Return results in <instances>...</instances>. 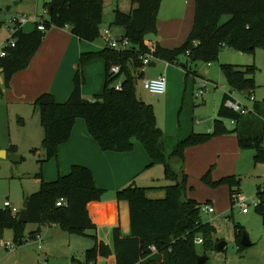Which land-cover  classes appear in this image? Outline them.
Masks as SVG:
<instances>
[{"label":"trees","instance_id":"trees-1","mask_svg":"<svg viewBox=\"0 0 264 264\" xmlns=\"http://www.w3.org/2000/svg\"><path fill=\"white\" fill-rule=\"evenodd\" d=\"M137 6L129 13L117 9L113 24L125 30L130 41L126 50H115L105 46L99 52L81 55L74 89L69 98L59 102L50 92L41 94L35 101L44 129L42 146L45 152L40 164L58 156L59 146L67 142L77 118L86 120L89 133L96 139L102 150L129 152L134 150L133 138L138 139L151 157V164L162 163L165 177L170 183L165 187L167 195L162 199H151L147 188L134 180L116 191L117 200H126L130 206L131 233L124 235L120 225L113 229V245L90 235L95 243L86 250V263L97 264L99 257L112 258L111 264H198L196 238L201 237L205 245H214L216 228L201 218L202 204L186 195L188 176L180 172L184 168L186 149L208 143L216 136L236 134L242 149L255 150V162L264 163V120L261 105L254 101L253 111L241 114L226 105L231 92L250 91L256 87L255 64L239 66L221 64V71L230 86L218 109L217 117L210 132H190L179 139L170 152L164 143V131L157 124L152 104L138 95L137 82L142 77V55L150 51V33L157 32V20L162 0H132ZM52 6L51 11L48 10ZM48 18L43 20L46 30L36 28L25 32L22 27L12 35L16 45L9 48L7 56L0 58L5 85H10L13 75L26 69L41 47L47 30L52 27H70L81 40L94 42L102 33L100 25L104 15V0H50L46 4ZM224 17H229L223 20ZM2 22L0 21V28ZM230 47L254 55L256 48H264V0H195V16L192 30L185 42L175 48L156 44L154 56L171 64H185L186 78L192 73L193 65L204 61L211 63L219 58L223 47ZM181 56L184 61L181 62ZM96 57L106 62V84L103 93L88 100L83 97L82 87L86 82L84 66ZM119 65L121 72L111 73L112 65ZM123 80L122 90L112 84ZM250 115V116H249ZM225 119L235 122L228 128ZM13 150H16L14 148ZM37 151L36 149L34 150ZM173 161H178L174 164ZM38 191L28 196V221L21 222L19 215L9 209L0 208V242L5 228H11L15 240L24 238L26 225L39 226L30 232L31 237L40 233L42 226L57 225L61 230L75 234H87L97 229L92 208L105 193L96 185L93 171L84 165L74 164L69 173L53 181H46L43 172ZM203 180L217 186L230 185L232 200L233 185L239 184L235 176L214 181L211 170ZM261 184L257 187L260 196ZM66 198L67 205L58 206L60 198ZM233 204V202H232ZM264 216V204L256 208ZM236 241L243 247L241 239L247 233L240 224L235 225ZM156 247V251L151 249Z\"/></svg>","mask_w":264,"mask_h":264},{"label":"crops","instance_id":"crops-1","mask_svg":"<svg viewBox=\"0 0 264 264\" xmlns=\"http://www.w3.org/2000/svg\"><path fill=\"white\" fill-rule=\"evenodd\" d=\"M191 1L195 2V0L162 1L157 20V32H155V37H148L151 43L159 44L165 48H175L178 45H171V42L182 40V43L188 38L193 27L194 18L190 10ZM113 2L114 0H104V10L107 5L111 8ZM136 6L132 2L130 12ZM163 9H165L164 13L162 12ZM193 10V16H195V7H193ZM115 11L116 9L113 10V13ZM22 28L25 32H31L36 28V25L35 27H27L24 24ZM123 31L125 32L124 29ZM105 46L104 40L100 44L97 40L94 42L81 40L72 33L68 26L52 27L47 30L45 39L30 65L26 69L15 73L8 87L5 85L4 75L0 69V125L3 124L0 126V135L4 134L7 137L5 134L7 129L12 127V124L15 122L14 126L17 129H23L28 146L30 149L33 148L34 151V148L40 142H43L44 138L40 113L34 105L36 99L41 94L50 92L59 102L66 101L74 89V79L81 55L99 52ZM253 56L255 57V55L247 54L245 62L250 63ZM208 65L211 66L212 64L208 63ZM148 66L157 68L158 70L154 74L148 75L146 69L142 75L143 79L155 78L161 74H165L167 71H171L176 75L179 73L180 76L182 75L181 72L170 65H166L165 68L158 67L156 59L152 60ZM180 66L185 69L182 64ZM83 71L86 78V82L82 87L83 97L91 100L95 95L101 94L104 91L107 76L106 62L102 57H96L85 64ZM201 80L209 81V79L203 77L202 79H197L200 82L199 88L201 87ZM175 85L177 86L176 90ZM248 91L244 93L250 94V91ZM165 94V112L162 117L156 116V118L158 126L164 131V143L167 152H170L179 139H182L192 131H197H195L192 123L191 125L188 123L185 128H182L181 112L185 108L186 95L181 94L178 84L173 83V81H170L169 84L168 81V88ZM216 101L217 98L213 103L210 122L211 120L214 122L217 117L218 109L223 99L221 103H217ZM13 118L15 121H13ZM213 122L212 124L210 123L211 126L208 125L206 127V129L208 128L206 131L200 132L212 131ZM27 134L31 135V140H29ZM173 140L176 143L171 145L170 142ZM133 142L135 145L134 150L129 152L104 151L96 139L89 133L86 120L77 118L70 139L59 146L58 156L42 165L40 164L46 181H53L60 175L69 173L74 164L87 166L93 171L96 185L105 190L102 200L92 208V214L97 225L95 231H97L96 234L99 239L110 245H113V242L109 239V233L111 237V231L113 232L116 226L120 225L124 235L131 233L129 203L126 200H117L116 191L134 180L138 185L147 188L146 195L149 198L162 199L166 197L167 190L165 187L170 183L168 180H166V184L156 183L157 172H149L153 166L151 164V157L138 139L133 138ZM14 148L16 150H13ZM36 150V152H40L39 148H36ZM17 152L20 153L22 161L24 159L22 155L24 152L23 145L15 141L12 143L10 140L0 142V154L2 156L8 157L11 153ZM243 153L236 134L216 136L206 144L186 149L184 172L188 177L202 175L206 172L211 160H220V156H225L229 157L228 160L230 162L233 161V158L240 161L243 158ZM232 172L234 173L235 171ZM38 180L40 182V178ZM37 228L39 226H36L33 230ZM102 229L108 232L107 239L102 236ZM111 262L112 258L107 259V264H111Z\"/></svg>","mask_w":264,"mask_h":264},{"label":"rangeland","instance_id":"rangeland-1","mask_svg":"<svg viewBox=\"0 0 264 264\" xmlns=\"http://www.w3.org/2000/svg\"><path fill=\"white\" fill-rule=\"evenodd\" d=\"M49 1L50 0H0V21L2 22L0 28V43L11 35L12 20L15 16L27 15L30 19H34L37 15L39 20L47 19L48 14L45 13V10L46 4L49 3ZM131 7L132 0H114L111 8H109L108 5L105 6L106 9L104 10L103 21L100 25L102 35L104 29L109 28L111 30V37L122 39L125 32L123 31V27L112 23L114 20L113 10L119 9L122 12L129 13ZM193 7H195V2L193 3L191 1L190 10L192 11V17H194ZM164 10L165 9H163L162 12ZM228 18L229 17H224L223 20L225 21ZM25 25L27 27H35L36 24L34 21H30ZM148 37H155V33H150ZM102 40L100 35L97 42L100 44ZM185 40L182 43V40H179V42L173 41L171 45L180 46ZM254 55L255 57L253 56L251 58V62L246 63V53L225 46L221 49L219 58L211 62V66L204 61L199 62L197 65H193V70L196 69L198 73L197 75L191 73L188 78H186L187 72L183 67L170 64L172 68H176L181 72L182 77L180 73L176 75L171 71H167L165 74L169 84L170 81L178 84L181 94L186 95L185 108L181 112L182 128H185L188 123L190 125L192 123L195 131L200 132L206 131L208 125L211 126L213 121L211 120L210 122L209 119L212 115L214 100L217 98L216 102L221 103L225 92H230V86L225 75L221 71V64L224 63L243 66L255 64L257 70L255 74L256 87L254 93L250 96L244 92L234 91L231 92V96L249 108L253 107L254 100L252 96H254L256 101L261 105V114L257 118L261 121L264 120V48H256ZM156 60L158 67L165 68V61L163 62V60L160 59ZM183 61L184 56H181V62ZM157 70V68L148 66L147 74H154ZM202 77L209 79L210 83L205 96L199 98L196 97V92L200 86V82L197 81V79H202ZM143 80V77L138 79V95L144 101L153 105L156 116L160 118L165 112L164 101L166 94H154L145 90L142 85ZM176 89L177 86L175 85V90ZM10 109L12 114V106ZM13 121H15L14 118ZM224 121L228 128L232 129L236 125L231 119H225ZM14 123L12 127L7 129L5 133L7 137H5L4 134L0 135V142L10 140L12 143L15 141L23 145L24 152L22 155L24 159L16 162L11 156L4 157L0 154V208H5L4 202L9 199L21 210L26 198L40 188L39 178H36V174L42 171L39 160L44 158L45 152L42 142L34 148H39L40 152H34L33 148L30 149L25 132L23 129H17ZM27 137L31 140L30 134H27ZM170 143L174 145L176 141L173 140ZM243 152V158L240 161L233 158V161L230 162L228 160L229 157L225 156H220V160H211L205 173L211 170V177L214 181L221 180L223 177L235 176L239 178L240 183H235L232 186L233 190L235 192L241 191V193L248 198L255 197L258 199L257 187L259 184H264V163L255 162L254 149H243ZM177 162L178 161H173L174 164H177ZM149 172H157L156 183H167L165 169L162 163L153 165ZM204 174L188 177L186 195L188 198L196 199L202 204L201 218L203 222H209L215 226L216 234L214 236V245L217 239L227 244V248L223 251L214 249L211 244H197L198 254L200 256L204 254L208 256V260L204 264H264L263 214L260 213L252 203L246 212H242L240 206L232 204L230 185L223 183L212 186L203 180ZM208 203L214 205L216 210L214 213L203 211V206ZM249 211L250 213H248ZM236 224H240L244 227L252 242L250 246L240 247L237 243L235 231ZM36 226L38 227V225L33 223L26 225L24 238L21 239L23 241L22 244H20L21 240H15L13 229L5 228L3 239L0 242V264H87L86 250L91 248L95 243L90 235L97 233V231H88L87 234H72L68 231L61 230L54 224L42 226L40 233H42L43 240L41 242V247H39L40 244L37 237L30 236V232L35 229ZM101 233L102 236L107 239L108 232L102 229ZM109 239L113 242L112 231L111 237L109 233ZM97 264H107L106 257H99Z\"/></svg>","mask_w":264,"mask_h":264},{"label":"built area","instance_id":"built-area-1","mask_svg":"<svg viewBox=\"0 0 264 264\" xmlns=\"http://www.w3.org/2000/svg\"><path fill=\"white\" fill-rule=\"evenodd\" d=\"M47 11L48 10L46 8L45 13H47ZM30 20H33L35 22L38 29H40L42 31L46 30V26H45L43 20H39L37 18V15L34 19H30L29 16H27V15L15 16L12 20V25H11V30H10L11 35L9 36V38H6L5 40H3L0 43V58L8 55L9 48L15 47L16 42H15L14 38L12 37L13 33L15 31H17L20 27H22L24 24L28 23ZM102 38L105 41L106 46L113 48L115 50H126L130 47V41L128 38L123 37L122 39H115V38L111 37L110 29L104 30ZM155 48H156V44L150 43V51H148L146 54L142 55V57H141L142 66L140 68V72H142L143 74L145 73L148 65L152 62V60L157 59L154 56ZM165 63L167 66L171 64L168 61H165ZM120 72H121V67L119 65H117V64L112 65L111 73H113L114 75H117ZM209 83L210 82L207 80H201V87L196 92V97L203 98L205 96ZM112 86L116 90H122L123 80L118 79L116 82H114L112 84ZM143 87L147 91L154 93V94H165L167 92V88H168V81H167L166 74H161L155 78H144ZM252 99L254 100L255 97L252 96ZM226 105L228 107L232 108L233 110L240 112L241 114H247V113L253 111L252 108L247 107L246 105L242 104L240 101L236 100L232 96H231V98H229L226 101ZM260 192H261L260 196L257 195L259 197L257 199L255 197L248 198L244 194H242L241 191H238V192L234 191L232 193L233 205L236 204V205L240 206L242 212H246L249 209L251 203L254 204L257 208L260 204H262V203L264 204V184H261ZM57 205L58 206L67 205L66 198H63V197L60 198L57 202ZM4 207L6 209H9L14 215H19V213H20V209L17 206H15L9 199L4 202ZM203 211L207 212V213H214L216 210L212 204L208 203V204L203 206ZM36 237H37V240L40 244L39 247H41V242L43 240L42 234L39 233V234H37ZM196 243H198V244L204 243L203 238H201V237L196 238ZM151 249L153 251H156L155 246H152Z\"/></svg>","mask_w":264,"mask_h":264},{"label":"water","instance_id":"water-1","mask_svg":"<svg viewBox=\"0 0 264 264\" xmlns=\"http://www.w3.org/2000/svg\"><path fill=\"white\" fill-rule=\"evenodd\" d=\"M52 6H49L48 10L51 11ZM182 66L185 67V64H182ZM249 92V91H248ZM10 156L14 161H21V156L20 153H11ZM184 168H180V172H182ZM28 207H29V200L26 198L25 202L23 203L22 209L20 210L19 213V220L21 222H27L28 221ZM22 240L20 241V244H22ZM241 243L243 246H250L252 242L249 239V236L247 233H245L241 239ZM218 250H225L227 248V244L224 241L218 242ZM208 260V256L206 254L201 255L198 257V264H204Z\"/></svg>","mask_w":264,"mask_h":264}]
</instances>
